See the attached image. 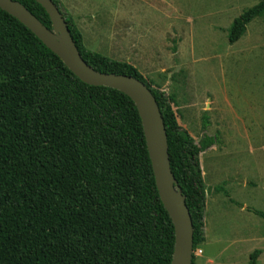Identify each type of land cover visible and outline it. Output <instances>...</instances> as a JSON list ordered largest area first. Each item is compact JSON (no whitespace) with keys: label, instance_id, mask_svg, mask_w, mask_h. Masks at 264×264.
<instances>
[{"label":"trees","instance_id":"16d2710c","mask_svg":"<svg viewBox=\"0 0 264 264\" xmlns=\"http://www.w3.org/2000/svg\"><path fill=\"white\" fill-rule=\"evenodd\" d=\"M17 1L53 30L38 1ZM53 1L89 65L134 76L156 97L171 169L193 220L195 252L206 241L208 191L200 151L220 143L219 133L205 134L199 148L166 91L153 87L134 64L90 49L62 1ZM263 14L260 0L234 18L229 43ZM208 125L205 114L203 128ZM175 237L136 103L118 89L81 80L0 7V264H171ZM260 253L251 254L252 264Z\"/></svg>","mask_w":264,"mask_h":264},{"label":"rangeland","instance_id":"374dc122","mask_svg":"<svg viewBox=\"0 0 264 264\" xmlns=\"http://www.w3.org/2000/svg\"><path fill=\"white\" fill-rule=\"evenodd\" d=\"M61 1L90 49L134 64L166 91L199 148L219 133L200 151L208 195L197 263L252 264L259 249L264 264V216L255 211L264 212V14L228 41L234 18L260 0Z\"/></svg>","mask_w":264,"mask_h":264},{"label":"water","instance_id":"95a60500","mask_svg":"<svg viewBox=\"0 0 264 264\" xmlns=\"http://www.w3.org/2000/svg\"><path fill=\"white\" fill-rule=\"evenodd\" d=\"M49 14L53 30L17 0H0V7L29 27L84 82L109 86L128 95L140 112L147 148L162 201L175 226V245L171 264H193L194 226L186 197L171 169L166 126L156 97L134 76L104 73L82 57L69 25L53 0H36Z\"/></svg>","mask_w":264,"mask_h":264},{"label":"built area","instance_id":"2783aa9c","mask_svg":"<svg viewBox=\"0 0 264 264\" xmlns=\"http://www.w3.org/2000/svg\"><path fill=\"white\" fill-rule=\"evenodd\" d=\"M194 253H195L196 255H201L202 250L198 248Z\"/></svg>","mask_w":264,"mask_h":264},{"label":"crops","instance_id":"0c3cea01","mask_svg":"<svg viewBox=\"0 0 264 264\" xmlns=\"http://www.w3.org/2000/svg\"><path fill=\"white\" fill-rule=\"evenodd\" d=\"M78 28H79V27H78ZM211 261H213L212 258H208V259H207V262L211 263ZM205 263H206V262H204V263L201 262L200 264H205Z\"/></svg>","mask_w":264,"mask_h":264}]
</instances>
